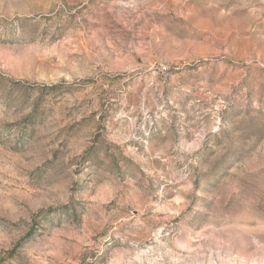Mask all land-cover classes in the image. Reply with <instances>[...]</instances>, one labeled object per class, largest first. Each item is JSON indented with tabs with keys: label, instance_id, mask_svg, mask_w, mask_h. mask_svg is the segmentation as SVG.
<instances>
[{
	"label": "rangeland",
	"instance_id": "obj_1",
	"mask_svg": "<svg viewBox=\"0 0 264 264\" xmlns=\"http://www.w3.org/2000/svg\"><path fill=\"white\" fill-rule=\"evenodd\" d=\"M0 264H264V0H0Z\"/></svg>",
	"mask_w": 264,
	"mask_h": 264
}]
</instances>
